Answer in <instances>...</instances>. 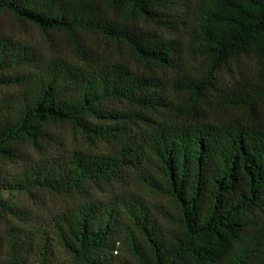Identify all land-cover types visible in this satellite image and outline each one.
Masks as SVG:
<instances>
[{
	"label": "trees",
	"instance_id": "trees-1",
	"mask_svg": "<svg viewBox=\"0 0 264 264\" xmlns=\"http://www.w3.org/2000/svg\"><path fill=\"white\" fill-rule=\"evenodd\" d=\"M108 1L115 10L129 7L145 23L169 29L168 10L188 2ZM188 11V38L209 58L211 72L241 56L254 57L262 65L256 93L264 99V0H198ZM0 13L42 32L102 37L148 65L170 66L179 47L162 29L114 20L99 0H0ZM158 82L121 62L86 69L57 57L43 59L26 43L0 34V87L15 89L0 96L1 157H14L21 140H37L46 123L69 125L114 145L109 156L75 153L64 163H34L8 186L71 193L88 183L115 181L126 166L140 165L135 143L121 135L126 127L111 124L131 117L125 111L130 107L171 109L170 98L156 91ZM180 84L200 95L209 82ZM177 112L154 122L145 146L156 162V176L150 170L143 176L176 205L175 225L159 222L136 195L89 202L60 214L50 232L0 231V264H27L30 255L47 264L50 240L74 264H112L106 252L121 244L141 264H264V117L185 122L183 110Z\"/></svg>",
	"mask_w": 264,
	"mask_h": 264
},
{
	"label": "rangeland",
	"instance_id": "rangeland-1",
	"mask_svg": "<svg viewBox=\"0 0 264 264\" xmlns=\"http://www.w3.org/2000/svg\"><path fill=\"white\" fill-rule=\"evenodd\" d=\"M197 1L188 0L186 4L181 2L168 10L165 21L171 22L169 25L173 26L169 29L145 23L139 16L132 14L129 7H122L118 11L111 7L108 0H99L114 20L134 23L146 30L159 28L167 38L177 39V54L167 67L137 61L126 48L99 36L78 34L74 39L62 31L42 32L30 24L19 22L9 14L0 13V34H9L23 44L26 43L43 59L57 57L86 69L95 64L121 62L136 72L159 80L156 91H163L173 102L172 108L163 112H147L131 107L127 110L118 106V110L125 109L131 117L113 123L111 127H126L121 129V135L128 142L135 143L141 164L126 166L119 179L110 183H88L71 193L9 187L8 182L19 177L34 163H46L52 159L64 163L75 153L103 157L113 155L114 152V145L105 140L85 136L69 125L53 123L41 125V135L37 140H21L16 143L14 146L17 153L14 157L0 156V231L13 227L32 233L43 230L50 232L55 220L63 212L89 202L109 201L123 195L139 196L151 207L159 222L175 225V217L178 215L176 205L143 180L148 170L156 176V162L145 146L155 128L154 122L171 119L180 108L185 122L220 123L230 119L247 121L252 117H264V99L256 93L260 84L261 63L250 55H244L211 72L209 58L202 54L198 44L188 38V24H191L188 7ZM78 49H81L87 59L83 58V53ZM187 80L203 83L208 81L209 84L198 95L181 86L180 83ZM14 91L12 88L0 87V96L6 92L15 93ZM187 109L193 114H186ZM123 122L126 125H122ZM159 179L163 184L161 177ZM120 238H124V232L120 233ZM50 244L47 264H74L57 242L50 240ZM115 250L106 252L112 264H141L123 244ZM27 264H38V261L30 255L27 256Z\"/></svg>",
	"mask_w": 264,
	"mask_h": 264
}]
</instances>
